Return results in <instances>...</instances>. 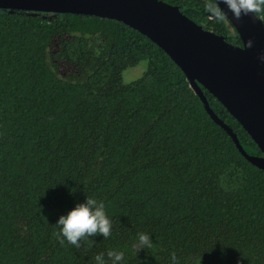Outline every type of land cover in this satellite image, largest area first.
Instances as JSON below:
<instances>
[{"label":"trees","instance_id":"1","mask_svg":"<svg viewBox=\"0 0 264 264\" xmlns=\"http://www.w3.org/2000/svg\"><path fill=\"white\" fill-rule=\"evenodd\" d=\"M243 45L204 0H164ZM262 17L264 13L257 14ZM146 62L124 82L125 68ZM243 148L238 119L199 83ZM73 190V191H70ZM85 196L105 204L107 239L61 244L54 225ZM149 236L151 247L138 242ZM264 264V169L205 109L181 67L126 23L0 9V264Z\"/></svg>","mask_w":264,"mask_h":264},{"label":"water","instance_id":"2","mask_svg":"<svg viewBox=\"0 0 264 264\" xmlns=\"http://www.w3.org/2000/svg\"><path fill=\"white\" fill-rule=\"evenodd\" d=\"M240 36L236 45L196 23L164 0H0V9L90 14L120 20L158 44L185 72L205 109L233 138L241 153L264 169V22L249 13L237 20L220 5ZM252 40V46L246 47ZM202 84L249 132L262 155L248 153L237 133L211 108Z\"/></svg>","mask_w":264,"mask_h":264},{"label":"clouds","instance_id":"3","mask_svg":"<svg viewBox=\"0 0 264 264\" xmlns=\"http://www.w3.org/2000/svg\"><path fill=\"white\" fill-rule=\"evenodd\" d=\"M223 5L231 12L235 19L249 13L256 16L264 13V0H222ZM221 0H204L202 11L217 22L223 21L228 16L220 6ZM252 46L249 39L246 47ZM258 60L264 62V52L258 54ZM73 191V190H70ZM59 229L60 243L67 242L76 248H80V241L85 237L102 235L107 239L112 231V223L106 214L105 204L95 198L85 196L82 202L76 203L65 213L59 215L54 224ZM138 242L143 247H151V241L147 234H138ZM111 264H123V253L117 250H108L106 253ZM96 264H103V254L94 257ZM170 264H178L175 253L170 254Z\"/></svg>","mask_w":264,"mask_h":264},{"label":"rangeland","instance_id":"4","mask_svg":"<svg viewBox=\"0 0 264 264\" xmlns=\"http://www.w3.org/2000/svg\"><path fill=\"white\" fill-rule=\"evenodd\" d=\"M146 62H141L138 65L127 67L122 72V78L124 82H131L140 78L146 71Z\"/></svg>","mask_w":264,"mask_h":264}]
</instances>
